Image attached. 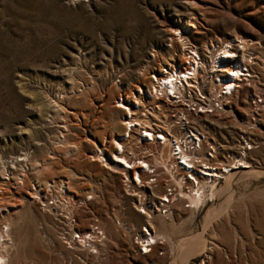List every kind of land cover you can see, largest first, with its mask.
I'll use <instances>...</instances> for the list:
<instances>
[{"label": "rangeland", "instance_id": "1", "mask_svg": "<svg viewBox=\"0 0 264 264\" xmlns=\"http://www.w3.org/2000/svg\"><path fill=\"white\" fill-rule=\"evenodd\" d=\"M182 32L201 47L235 35L260 39L252 50L264 82V0H0V225L7 231L10 224L13 243L3 247L10 264H81L75 255L84 252L66 247L55 215L37 200L62 192V181L72 204L94 194L77 218L81 230L96 218L107 223L100 264H264V122L249 161L260 172H237L230 192L225 179L201 211L178 206L165 227L155 217L156 232L166 237L146 256L131 253V233L114 219L124 212V223L135 226L144 216L123 193L120 174L103 167L97 152L89 156L100 140L121 132L117 93L130 79L148 80V69L172 56L153 60L150 53L173 37L178 49ZM247 93L236 98L240 113ZM233 119L226 114L217 122L222 135L234 134ZM26 152L28 159L17 160ZM186 237L201 239L189 254L181 245Z\"/></svg>", "mask_w": 264, "mask_h": 264}, {"label": "built area", "instance_id": "2", "mask_svg": "<svg viewBox=\"0 0 264 264\" xmlns=\"http://www.w3.org/2000/svg\"><path fill=\"white\" fill-rule=\"evenodd\" d=\"M255 40L258 43L253 44ZM186 41H179L175 49L171 38L153 49V60L163 52L170 51L172 56L149 68L148 80L127 81L114 98L115 107L121 110V132L114 133V143L113 137L100 140L98 150L89 154L93 160L97 152L103 167L120 174L123 193L145 218L141 225L131 226L121 219L124 212L114 217L131 233L134 255H150L164 240L155 243L151 238L156 229L150 220L170 219L178 206L201 211L214 201L213 189L230 173L247 168L251 152L260 145L257 131L264 122V82L255 70L258 53L252 49L261 40H247L246 46L241 43L237 49L232 43L240 40H211L205 47ZM222 50L227 51L224 56L235 54L229 65L224 56L219 61L211 56L212 51ZM243 51L248 60L242 58ZM170 76L176 77L172 88L166 85ZM245 90L247 108L240 113L236 98ZM226 114L233 116L236 125L231 136L222 135L223 128L217 123ZM65 184L62 181L60 186L66 188ZM93 197L90 192L72 204V197L63 192L37 196L40 209L55 215L58 235L66 247L84 252L75 255L81 264H100L108 252L107 223L96 218L87 230L78 227L77 209ZM0 264L10 261L0 260Z\"/></svg>", "mask_w": 264, "mask_h": 264}, {"label": "bare ground", "instance_id": "3", "mask_svg": "<svg viewBox=\"0 0 264 264\" xmlns=\"http://www.w3.org/2000/svg\"><path fill=\"white\" fill-rule=\"evenodd\" d=\"M191 20H188V25L189 26H191V27H196V25L194 24V23H191L190 22ZM178 23H180V22H178ZM177 23V24H178ZM186 28V27H185ZM175 32L177 31V29H175L174 30ZM173 31V32H174ZM177 35H179V41H181V44H185L187 41H186V38H184V35H183V32L181 33V34H177ZM175 36V38H176V34L174 35ZM178 37V36H177ZM174 38V37H173ZM172 38V39H173ZM178 40V39H177ZM227 40H229L228 42H232L233 40L235 41V40H240L239 41V43L238 44H234V43H232V46L233 47H235L236 49L237 48H240V46H239V44H243V46H246V43H244L245 41H246V39L244 38V37H242V36H238V35H235V36H232V37H229V39H227ZM221 51H219V53L217 54L216 52H211V56L214 58L215 56H216V58H218V61H219V59H221V58H223L222 56H224L223 54L224 53H226L227 51L226 50H222V53H220ZM217 54V55H216ZM235 56V54L234 53H227V54H225V61H227V64L229 65V61H231V59H233V57ZM242 56L244 57V59H246V60H248V57L246 56V53H245V51H243L242 52ZM256 57V56H255ZM233 73L235 74V75H237L238 74V69H237V67H236V65H235V68H233ZM174 79H176V77L175 76H170L169 78H168V82H167V86H170V88H172V86H173V84H172V82L174 81ZM220 80H222V78L220 79ZM73 81V80H72ZM227 84H228V86L229 87H231V85H232V81L231 80H228L227 82H226ZM42 95V94H41ZM44 101V100H43ZM55 102V105H56V107L58 106V105H60L57 101H54ZM58 108V107H57ZM121 111V110H120ZM219 119V118H218ZM234 121V120H233ZM235 122V121H234ZM112 131L114 132H117V131H119V128H118V125H117V122H114V123H112ZM234 125V124H233ZM65 129H62L61 130V133L62 134H64V132L67 130V127L65 126L64 127ZM230 129V128H229ZM62 136V135H61ZM114 140H116V138L114 137L113 139H112V143H114ZM76 146V145H75ZM98 148L99 147H97V149L96 150H98ZM96 155H97V153H96ZM17 157V160H20V161H23V160H25V159H28L29 158V154L26 152L25 154H24V156L23 157H21V155H19V156H16ZM19 157H21V158H19ZM93 158H95L94 157V155H93ZM96 159V158H95ZM238 173L239 172H242V174H246V173H250V176H251V173H253V174H255V173H257V172H260V169H257V168H254V166H253V164H251V162H249V165H248V167L247 168H245V169H242V170H240V171H237ZM237 172L235 171V172H232V173H230L227 177H226V180L228 179L229 180V178L230 177H233L235 174H237ZM252 174V175H253ZM239 175H240V173H239ZM26 176V175H25ZM22 177V176H21ZM20 177V178H21ZM240 177V176H239ZM22 179V178H21ZM234 180V178H232V179H230L229 181H227L226 183H227V185L225 186V189L227 188V190L229 191V189L231 188V184H232V181ZM0 182H2V181H0ZM3 186V185H2ZM230 187V188H229ZM0 190H1V184H0ZM69 190V189H68ZM65 192L64 194H66V196L68 197V198H71L72 196L71 195H69V192L68 191H65L64 190V187L62 188V192ZM223 191H224V189H223ZM225 192V191H224ZM230 192V191H229ZM223 193V192H222ZM233 193V192H232ZM214 194V193H213ZM225 194V193H224ZM177 208V207H176ZM0 210H2L1 208H0ZM217 210L218 209H216V210H214V211H212V213H211V215H209V217L207 218V222L209 221V218L212 216V215H214V214H218V213H216L217 212ZM9 213H10V211H9ZM6 215H8V213L7 214H5V213H3V216H6ZM162 219L160 220V222H161V226L162 227H165L167 224H168V221L166 222V220H167V218H163V217H161ZM163 219H165V220H163ZM169 219V218H168ZM150 222L151 223H153L151 220H150ZM8 223V222H7ZM6 223V225H7V227H8V230L6 231V228L5 227H2V228H0V247H4V245L6 244L7 245V247L9 248V245H11L12 243H13V238H12V235H10L11 233L9 232L10 231V224H7ZM206 224V223H205ZM164 233H163V231L162 232H160V234H158L157 232L155 233V234H151V238L155 241V243L156 242H158L159 241V239L161 238V237H166L165 236V234L163 235ZM167 235V234H166ZM7 236V237H6ZM191 238H193V237H191ZM191 238H188L187 239V237H186V239L187 240H184V241H182V243H181V245H183V248L182 249H184L185 251L184 252H188L189 250H193V247L197 244V243H199V242H201V239L200 240H197L196 238L195 239H191ZM163 239V238H162ZM150 240V239H149ZM203 241V240H202ZM198 245V244H197ZM204 245V244H203ZM12 246V245H11ZM180 246V245H179ZM199 246V245H198ZM197 246V247H198ZM197 247H195V248H197ZM200 247V246H199ZM194 248V249H195ZM194 251V250H193ZM192 251V252H193ZM183 252V253H184ZM191 253V252H190ZM185 254H187V253H185ZM188 254H189V252H188ZM182 255V254H181ZM186 256V255H185ZM188 256V255H187ZM9 259V254L8 253H6L5 252V250H3V251H0V260L2 261V260H8Z\"/></svg>", "mask_w": 264, "mask_h": 264}]
</instances>
